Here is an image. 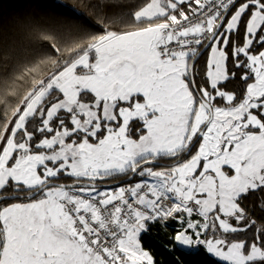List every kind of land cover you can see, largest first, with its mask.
I'll return each instance as SVG.
<instances>
[{
	"label": "snow or ice",
	"instance_id": "1",
	"mask_svg": "<svg viewBox=\"0 0 264 264\" xmlns=\"http://www.w3.org/2000/svg\"><path fill=\"white\" fill-rule=\"evenodd\" d=\"M83 6L99 29L44 32L54 51L4 68L0 264H157L142 236L168 218L174 258L264 264V206L258 223L245 204L264 193V0ZM117 177L141 179L100 188Z\"/></svg>",
	"mask_w": 264,
	"mask_h": 264
},
{
	"label": "trees",
	"instance_id": "2",
	"mask_svg": "<svg viewBox=\"0 0 264 264\" xmlns=\"http://www.w3.org/2000/svg\"><path fill=\"white\" fill-rule=\"evenodd\" d=\"M103 0H42L35 3V0H0V86H2L5 67L12 64H23L28 62L38 53L51 50V42L41 38V34L47 32L54 35L59 42L69 40L84 29H99L97 23L98 9L86 8L83 5L102 3ZM143 0H113V6L105 9L108 12L123 10L130 13L136 10ZM8 55L4 56L3 53ZM207 51L196 63L195 78L200 81V73L203 71ZM231 67V64H229ZM243 82L239 79L229 80L222 84V89L228 92H235L237 96L243 91ZM218 106L226 103L216 101ZM165 160H160L159 165L165 166ZM128 178H109L106 181H99V186L111 183L126 185L141 179L134 177L130 182ZM65 182V181H61ZM71 183V181H67ZM101 189H104L100 187ZM117 188V187H116ZM115 189V188H112ZM249 214L257 219L262 215L261 207L264 206V193L259 191L251 194L245 201ZM179 228V223L168 218L164 223L158 222L150 225V231L142 236V242L146 249L154 255L157 264H176V259L183 261V264H216L215 258L206 254L203 249L192 250L179 248L175 251V257L168 250L170 236Z\"/></svg>",
	"mask_w": 264,
	"mask_h": 264
},
{
	"label": "water",
	"instance_id": "3",
	"mask_svg": "<svg viewBox=\"0 0 264 264\" xmlns=\"http://www.w3.org/2000/svg\"><path fill=\"white\" fill-rule=\"evenodd\" d=\"M207 50H203L202 54L200 55L199 59L203 56V54L206 52ZM198 59V60H199ZM134 177H129L128 179H126V182H130ZM121 183H111L109 185H105V186H100L104 189H112V188H116L120 185Z\"/></svg>",
	"mask_w": 264,
	"mask_h": 264
},
{
	"label": "crops",
	"instance_id": "4",
	"mask_svg": "<svg viewBox=\"0 0 264 264\" xmlns=\"http://www.w3.org/2000/svg\"><path fill=\"white\" fill-rule=\"evenodd\" d=\"M224 102L226 103V101H224ZM181 248L186 249V248H184V247H181Z\"/></svg>",
	"mask_w": 264,
	"mask_h": 264
},
{
	"label": "built area",
	"instance_id": "5",
	"mask_svg": "<svg viewBox=\"0 0 264 264\" xmlns=\"http://www.w3.org/2000/svg\"><path fill=\"white\" fill-rule=\"evenodd\" d=\"M165 221H162L161 223H164Z\"/></svg>",
	"mask_w": 264,
	"mask_h": 264
},
{
	"label": "rangeland",
	"instance_id": "6",
	"mask_svg": "<svg viewBox=\"0 0 264 264\" xmlns=\"http://www.w3.org/2000/svg\"><path fill=\"white\" fill-rule=\"evenodd\" d=\"M177 221V220H176ZM178 223H179V221H177ZM186 249H188V248H186Z\"/></svg>",
	"mask_w": 264,
	"mask_h": 264
}]
</instances>
